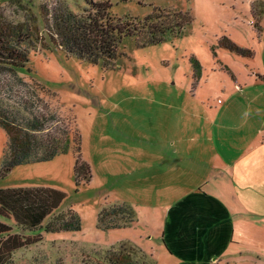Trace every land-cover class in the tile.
<instances>
[{
    "label": "rangeland",
    "instance_id": "374dc122",
    "mask_svg": "<svg viewBox=\"0 0 264 264\" xmlns=\"http://www.w3.org/2000/svg\"><path fill=\"white\" fill-rule=\"evenodd\" d=\"M109 1L116 18L141 20L159 9L165 25H188L158 45L125 37L105 67L55 43L57 16L66 7L81 14L85 0H0V21L38 30L18 98L53 115L51 134L77 140L0 179L3 188L67 194L36 229L0 217L31 242L9 264H111L123 244L134 259L156 264H264V0ZM8 141L0 126V168ZM121 203L134 207L135 221L99 228L100 211ZM209 205L221 219L207 232L197 227L204 247L173 245L170 237L208 216ZM71 210L80 230H46Z\"/></svg>",
    "mask_w": 264,
    "mask_h": 264
},
{
    "label": "trees",
    "instance_id": "16d2710c",
    "mask_svg": "<svg viewBox=\"0 0 264 264\" xmlns=\"http://www.w3.org/2000/svg\"><path fill=\"white\" fill-rule=\"evenodd\" d=\"M111 8L109 0H85L81 14L66 7L55 21V43L71 56L94 64L101 62L109 67L120 57V47L125 37L135 38L139 47L158 45L172 36H180L188 25L186 18L185 22L165 25L163 19L168 15L159 9L144 19L134 20L116 18ZM37 31V27L30 30L24 23L18 25L0 21V126L9 139L0 168V179L16 166L53 160L68 152L77 142L69 134L64 139L51 134L48 125L53 115L37 109L33 101L29 104L18 98V86L26 82L21 74L29 70L31 39ZM237 48L236 45L231 46L238 52L245 51ZM80 143L81 140L76 149L78 154L81 151ZM76 161L75 176L79 180L83 168L79 155ZM66 197L63 190L51 186L0 187V217L13 218L18 228L33 230L40 227ZM135 219L134 207L121 203L117 209L105 207L100 211L98 227L104 230L118 228L133 223ZM80 228L81 217L73 210L66 216L56 217L46 226L47 231L53 232ZM30 243L28 238L14 232L12 224L0 219V264H9L15 250ZM119 250L110 256L111 264H156L134 259L131 246L123 244Z\"/></svg>",
    "mask_w": 264,
    "mask_h": 264
},
{
    "label": "crops",
    "instance_id": "0c3cea01",
    "mask_svg": "<svg viewBox=\"0 0 264 264\" xmlns=\"http://www.w3.org/2000/svg\"><path fill=\"white\" fill-rule=\"evenodd\" d=\"M212 204L213 206L217 205L215 201H213ZM209 206L211 208L207 206V210H204L208 214V216H205V218L201 216V219L193 218L192 222L188 221L187 225L184 227L183 233L176 232L173 237L169 236L172 240L171 242L173 243V245H179L180 247L183 246L184 248V247H192L195 243L196 244L194 246L198 244L199 245L202 244L201 242L203 241V239L201 236H199V233L197 232V227L207 232L210 229V227H215L218 221H220L221 219L218 216L217 217L215 216V212L212 214L211 211L214 210V207L211 205ZM184 236L186 237L187 244L182 243V237ZM198 240L199 242H197ZM196 247H199V246H196ZM200 247H204V246L200 245Z\"/></svg>",
    "mask_w": 264,
    "mask_h": 264
}]
</instances>
